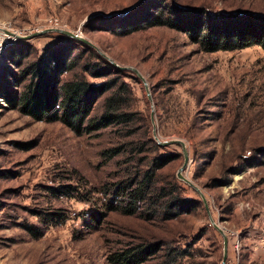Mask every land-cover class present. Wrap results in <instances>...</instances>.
<instances>
[{"label": "rangeland", "instance_id": "1", "mask_svg": "<svg viewBox=\"0 0 264 264\" xmlns=\"http://www.w3.org/2000/svg\"><path fill=\"white\" fill-rule=\"evenodd\" d=\"M161 7L164 15L186 11L193 17L264 14V0H0V28L19 35L45 30L27 39L2 32L14 39L6 36L0 51V264H108V249L158 239L163 243L148 263L167 258L172 246L184 251L179 264H220L222 235L210 218L227 238L224 264H264V48L205 50L183 29L164 24L123 33L121 20ZM53 28L76 32L118 64L139 70L151 94L155 134L183 141L188 159L181 174L201 190L207 208L176 175L180 145L153 138L150 102L133 72L123 76L133 112L130 135H120L119 125L76 134L57 119L11 106L4 93L22 88L10 75L18 70L12 52L19 44L30 46L26 61L69 41L71 55L82 49ZM102 97L90 116L99 114ZM145 136L157 149L147 143L133 161L127 158L134 151L103 152L125 141L137 148ZM156 151L172 154L159 170V184L168 188L176 181L192 207L168 219L160 211L147 217L145 205L133 214L106 209L113 183Z\"/></svg>", "mask_w": 264, "mask_h": 264}, {"label": "trees", "instance_id": "2", "mask_svg": "<svg viewBox=\"0 0 264 264\" xmlns=\"http://www.w3.org/2000/svg\"><path fill=\"white\" fill-rule=\"evenodd\" d=\"M164 10L165 8L161 7L156 12L147 11L134 18L130 16L126 20H121L123 33L145 26L164 24L183 29L205 50L233 49L249 44H257L264 48V14L224 13L208 18L202 15L193 17V14L186 11L164 15L162 13ZM73 40L82 48L73 55L70 51L74 45L69 41V44L48 48L28 61L25 58L28 56L30 46L26 43L19 44L12 52V63L18 70L10 75L13 78L12 84L22 83V88L11 90L10 95L6 91L4 97L12 107H18L19 110L37 119H57L76 134L109 125H119L116 129L120 135L132 134L133 130L127 124L133 112L129 107L130 90L123 78L124 70L113 69L109 63L94 55L84 43ZM84 52L88 55L83 62ZM81 59L82 63L79 64ZM75 66H79V72L73 70ZM67 71L70 75L61 78ZM84 72L93 77L104 78L94 82L88 80ZM102 94L99 114L90 116L89 111L94 100ZM145 138L137 148L127 147L125 141L107 147L103 152L106 157H110L123 151H134V154H131L133 156L127 158L133 161L131 159L135 153L146 149L143 145L150 143L153 149H157L149 136ZM170 159L171 153L158 151L149 157L143 156L133 170H129L121 180L113 183L111 198L104 204L105 208L123 214H133L137 208L145 205L150 208L147 217L160 211L162 217L168 219L192 207L191 201L179 194L176 181L170 183L168 188L159 184L161 181L159 170ZM113 201L115 203H112ZM162 243L160 239L125 242L108 249L105 258L108 264H179L178 258L184 251L172 246L168 248L167 258L148 263Z\"/></svg>", "mask_w": 264, "mask_h": 264}, {"label": "water", "instance_id": "3", "mask_svg": "<svg viewBox=\"0 0 264 264\" xmlns=\"http://www.w3.org/2000/svg\"><path fill=\"white\" fill-rule=\"evenodd\" d=\"M1 31H3L4 33H7L9 35H12L18 39H27L33 36H36L42 32H44L45 30L42 31H36L33 32L31 34H23V35H19V34H15L9 30H6L4 28H0ZM53 30L58 31L66 36H69L72 39H76L82 43H84L85 45L89 46L90 48L94 49L97 54L102 57L105 61H107V63H109L114 69L117 70H129L131 72H133L135 74V76L141 81L145 95L148 99V101L150 102V114H149V118H150V122H151V133L153 135V138L155 139L156 143L159 145H166L169 143H177L180 145L181 147V151H182V156H183V160L182 163L180 164V166L177 168L176 171V175L181 178L183 181H185L186 183H188L189 185H191L196 191L197 193L200 195L202 202L205 206V208H207V204H206V200L203 196V193L201 192V190L196 187L194 184L191 183V181L186 178L185 176H183L181 174V170L185 167L186 163H187V150L185 148V145L183 143V141L181 139H170V140H159L157 135L155 134V123L153 120V106H152V99H151V94L147 85V82L145 80V78L143 77V75L139 72V70L134 67V66H130V65H123V64H118L117 62H115L112 58H110L108 55H106L104 52H102L94 43H92L89 39H87L86 37L76 33V32H72L70 30L67 29H62V28H53ZM213 226L221 233L222 235V256H221V260H220V264H224L225 261V257H226V251H227V238L226 235L223 233V231L213 222V220L210 218Z\"/></svg>", "mask_w": 264, "mask_h": 264}, {"label": "built area", "instance_id": "4", "mask_svg": "<svg viewBox=\"0 0 264 264\" xmlns=\"http://www.w3.org/2000/svg\"><path fill=\"white\" fill-rule=\"evenodd\" d=\"M13 39H14V37H12V36H8V37H7V41H9V42H10V40H13ZM5 41H6V40H4V43H5ZM7 41H6V42H7ZM1 47H2V46H1V42H0V51L2 50ZM232 247H233V251L236 252L237 249H238V242H237V241H233V242H232Z\"/></svg>", "mask_w": 264, "mask_h": 264}, {"label": "bare ground", "instance_id": "5", "mask_svg": "<svg viewBox=\"0 0 264 264\" xmlns=\"http://www.w3.org/2000/svg\"><path fill=\"white\" fill-rule=\"evenodd\" d=\"M3 31L0 30V42L6 40V34L2 33ZM5 35V36H4ZM8 37V36H7Z\"/></svg>", "mask_w": 264, "mask_h": 264}]
</instances>
